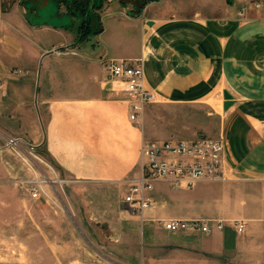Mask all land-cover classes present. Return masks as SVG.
<instances>
[{
    "label": "crops",
    "instance_id": "obj_1",
    "mask_svg": "<svg viewBox=\"0 0 264 264\" xmlns=\"http://www.w3.org/2000/svg\"><path fill=\"white\" fill-rule=\"evenodd\" d=\"M144 3L135 14L124 7L134 6L130 0H107L100 9L94 2L100 26L94 30L91 17L92 32L85 37L82 17L66 2L57 16H40V25L29 23L26 10L34 15V8L13 5L3 13L0 142L4 136L22 138L44 151L60 178L101 189L107 209L98 212H113L117 221L106 192L138 173L143 141L193 139L206 129L189 122L156 131L153 120L161 108L202 106L219 118L216 139L225 146V178L188 190L156 183L157 207L149 217L225 220V229L165 235L157 223L147 222L141 228V264H263L264 0ZM102 57L144 59L145 86L160 99L143 111L141 124L129 120L124 84L108 77ZM225 92L233 98L228 109ZM235 219L249 222L244 234H237ZM53 245L62 264H87L84 253L71 258L69 242Z\"/></svg>",
    "mask_w": 264,
    "mask_h": 264
},
{
    "label": "rangeland",
    "instance_id": "obj_2",
    "mask_svg": "<svg viewBox=\"0 0 264 264\" xmlns=\"http://www.w3.org/2000/svg\"><path fill=\"white\" fill-rule=\"evenodd\" d=\"M47 1L0 0L1 16L3 17V13L9 11L13 5L20 6L22 10L24 6L29 9L32 2L44 10L49 5ZM68 1H66L68 8L73 9V13L81 16L85 22L91 1L78 0V2H85L83 9L76 6L73 3L74 0ZM104 1L106 4L107 0H94L96 2L95 9H100L98 4ZM134 1V6L124 7L133 10L132 12L136 14L142 11L144 0ZM92 8L90 15L97 21L99 16L93 12L94 6ZM57 9L60 10V4ZM26 12L31 25H40L45 22L38 13L32 15L30 10H26ZM45 16L47 15H42V18ZM50 17L52 18V16ZM90 19L92 18L90 17ZM96 21L94 30H98L100 26ZM53 23L55 26L60 24L58 21ZM91 32L92 29L89 33ZM215 101L220 102L219 99H215ZM159 114L160 117L156 115L153 120V128L156 131L167 130L173 124L186 127L192 123L206 127L199 131L198 137L216 139L219 118L208 114L207 109L202 106H167L162 107ZM141 120L142 116L135 123L141 124ZM158 120H161L165 127L159 124ZM7 137L4 136V138ZM0 144L5 146V139ZM20 147L21 153L27 150L24 144H21ZM5 148L0 150V264H62L53 253V244L61 241L69 242L71 258L84 253L87 264H141L142 224L130 216L127 211L128 207L123 202L126 191L125 182L121 183L119 187L116 186L115 190L106 192V203L112 209H117V221H115L113 212H98V208L107 209L101 205L104 199L101 189L78 186L70 179L58 184L56 193H50L52 199L32 200L24 187L17 182L20 178L30 174L26 163L14 149ZM37 152L43 160L51 162L43 150L37 149ZM61 179L66 180L63 177ZM164 234L180 233L164 231ZM46 236H48L50 245H47Z\"/></svg>",
    "mask_w": 264,
    "mask_h": 264
},
{
    "label": "built area",
    "instance_id": "obj_3",
    "mask_svg": "<svg viewBox=\"0 0 264 264\" xmlns=\"http://www.w3.org/2000/svg\"><path fill=\"white\" fill-rule=\"evenodd\" d=\"M101 61L108 77L121 80L124 84L123 92L129 102L131 122H137L147 107L159 102V94L145 86L142 57L135 59L102 57ZM21 144L26 146L27 150L24 153L20 151ZM5 147L14 149L26 163L30 174L17 182L24 187L32 200L52 199L50 193L55 194L58 184L67 182L56 174L51 162L43 160L38 155L37 148L24 139L8 136L5 138ZM141 154L142 162L138 173L125 180L126 191L123 202L128 207L127 211L131 217L142 225L147 222L157 223L169 233L209 235L225 229V220L207 218L155 220L149 217L150 212L157 207L153 192L158 182L167 183L173 190H188L201 181L224 180L226 157L222 139L196 137L145 140L141 146ZM232 225L237 234H244L249 222L245 219H235Z\"/></svg>",
    "mask_w": 264,
    "mask_h": 264
},
{
    "label": "water",
    "instance_id": "obj_4",
    "mask_svg": "<svg viewBox=\"0 0 264 264\" xmlns=\"http://www.w3.org/2000/svg\"><path fill=\"white\" fill-rule=\"evenodd\" d=\"M60 1V0H59ZM58 0H48L47 2L49 3L48 7L46 9L43 10V8H41L40 6H38L35 2H32L31 5L29 6L30 8H34L36 9L37 13L42 17V15L44 16V14H46L50 19L51 17L50 16H57V14L59 13V10L57 9V6L58 4H60L61 2H66L68 0H61L60 3H59ZM91 3H90V10L88 11L87 13V18H86V22L88 23L89 21V17H92L90 15V12H91V9L94 5V0H90ZM147 1V0H144L142 4H144V2ZM133 2H135L133 0ZM141 4V5H142ZM51 14L50 16L48 14ZM57 22V21H55ZM88 26V25H86ZM83 33V32H82ZM224 98H225V102H224V108L225 109H228L232 104H233V101H232V95L228 92H225L224 93Z\"/></svg>",
    "mask_w": 264,
    "mask_h": 264
},
{
    "label": "trees",
    "instance_id": "obj_5",
    "mask_svg": "<svg viewBox=\"0 0 264 264\" xmlns=\"http://www.w3.org/2000/svg\"><path fill=\"white\" fill-rule=\"evenodd\" d=\"M76 4H77V2H76ZM79 6L81 7V9H83L85 7V2L84 1L79 2ZM91 21H92V19H90V17H89L88 23L86 21L82 23L83 25H81V30L83 32L82 33L83 37L88 35V33L90 32V30H91ZM86 25H88V26H86Z\"/></svg>",
    "mask_w": 264,
    "mask_h": 264
}]
</instances>
